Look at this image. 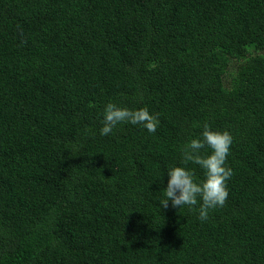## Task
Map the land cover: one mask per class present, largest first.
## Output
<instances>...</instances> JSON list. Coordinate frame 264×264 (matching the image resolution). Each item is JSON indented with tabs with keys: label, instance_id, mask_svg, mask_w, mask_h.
Returning a JSON list of instances; mask_svg holds the SVG:
<instances>
[{
	"label": "trees",
	"instance_id": "16d2710c",
	"mask_svg": "<svg viewBox=\"0 0 264 264\" xmlns=\"http://www.w3.org/2000/svg\"><path fill=\"white\" fill-rule=\"evenodd\" d=\"M109 101L157 130L101 135ZM206 122L234 175L202 221L159 201ZM0 264H264V0H0Z\"/></svg>",
	"mask_w": 264,
	"mask_h": 264
},
{
	"label": "clouds",
	"instance_id": "9594fccd",
	"mask_svg": "<svg viewBox=\"0 0 264 264\" xmlns=\"http://www.w3.org/2000/svg\"><path fill=\"white\" fill-rule=\"evenodd\" d=\"M122 123L140 125L149 133H155L160 123L158 115L147 107L131 109L121 107L109 101L104 107L101 135H109ZM233 143V136L228 131H218L206 122L201 135L191 139L182 149V165L189 162L198 165L204 172L200 181L194 179L195 173L186 166H173L167 170L168 182L164 197L159 204L164 209L169 201L174 208L195 206L199 203V219L209 218L210 210L223 207L228 198L227 182L234 175L233 169L227 166V157ZM208 149V152L202 150Z\"/></svg>",
	"mask_w": 264,
	"mask_h": 264
}]
</instances>
